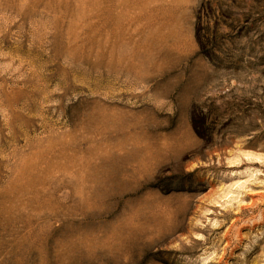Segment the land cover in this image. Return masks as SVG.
Instances as JSON below:
<instances>
[{
	"label": "rangeland",
	"instance_id": "1",
	"mask_svg": "<svg viewBox=\"0 0 264 264\" xmlns=\"http://www.w3.org/2000/svg\"><path fill=\"white\" fill-rule=\"evenodd\" d=\"M0 264H264V0H0Z\"/></svg>",
	"mask_w": 264,
	"mask_h": 264
}]
</instances>
